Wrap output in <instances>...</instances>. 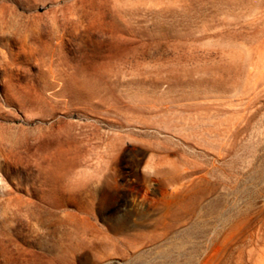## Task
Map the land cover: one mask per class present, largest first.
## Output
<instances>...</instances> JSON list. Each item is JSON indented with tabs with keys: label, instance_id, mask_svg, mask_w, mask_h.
Returning <instances> with one entry per match:
<instances>
[{
	"label": "rangeland",
	"instance_id": "obj_1",
	"mask_svg": "<svg viewBox=\"0 0 264 264\" xmlns=\"http://www.w3.org/2000/svg\"><path fill=\"white\" fill-rule=\"evenodd\" d=\"M0 264H264V0H0Z\"/></svg>",
	"mask_w": 264,
	"mask_h": 264
}]
</instances>
